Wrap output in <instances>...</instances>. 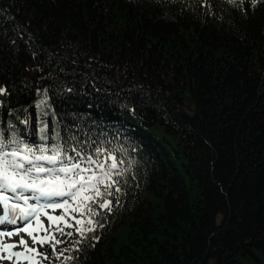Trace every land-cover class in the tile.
<instances>
[{"label":"trees","instance_id":"16d2710c","mask_svg":"<svg viewBox=\"0 0 264 264\" xmlns=\"http://www.w3.org/2000/svg\"><path fill=\"white\" fill-rule=\"evenodd\" d=\"M0 88L6 140L122 173L46 264H264V0H0Z\"/></svg>","mask_w":264,"mask_h":264},{"label":"snow or ice","instance_id":"6c2138e0","mask_svg":"<svg viewBox=\"0 0 264 264\" xmlns=\"http://www.w3.org/2000/svg\"><path fill=\"white\" fill-rule=\"evenodd\" d=\"M230 2L234 3L235 0H230ZM3 92L4 89L0 88V93ZM41 131L44 130L41 129ZM41 139L47 138L42 136ZM57 139L59 138L57 137ZM6 148L11 150L6 151ZM102 151L103 149L98 148L96 154L100 155ZM108 158L113 161L110 165L99 163L91 157L83 158L79 152L76 153V156H67L59 143L50 148L47 146L30 147L22 140L16 139L15 135L12 140H6L4 133L0 131V206L3 210L0 223L7 220L12 224H16L15 217L27 222L25 227L18 228L15 232H0V236L7 235L10 237L19 235L20 232H26L32 238V243L39 242L41 245L47 243L52 247L55 254L56 245L63 243V241L56 239L54 234L49 237L48 232L53 225H56L55 233H59L61 236H72V232H65L64 227L59 226L60 222H63L65 227H74L73 224H69L65 220V215L69 213V209L72 212H80L81 215H84L85 212L89 214L87 221L89 226L76 228L81 238L85 236L86 232L95 231L97 225L91 217L98 216L100 212L94 210L92 205H98L100 210L110 212L112 202L106 197L112 195L109 189L118 184V180L113 177L122 175L120 172H112V169L117 168L115 157L109 154ZM85 159L87 163L96 165L98 169L103 170L107 167L108 170L98 175L91 168H82L81 163ZM77 160L80 162H74ZM65 161L68 163H65ZM100 185H103L102 190ZM115 191L119 192L120 188L115 187ZM89 192L93 195H89ZM53 197H71L79 206L72 207L67 198L61 202H51ZM41 199L49 202L41 204ZM30 200H35L36 203H29ZM48 208L53 210L62 208L64 212L59 216H52L45 211ZM41 215L46 216L50 223L48 229L45 230V235L38 238L33 235L35 229L32 228L31 221L35 219L36 224L43 227L40 220ZM75 223L82 225L83 221L76 220ZM99 227H103V225L100 224ZM73 243L78 245L80 240ZM19 245L24 247L25 252H10L8 255H0V260H11L13 256L17 258L23 256L25 259L32 261V257L26 256L25 253L36 252V249L29 248L28 242L23 238L20 239ZM15 247L17 245L0 241V249H3L4 252H9L10 249ZM63 251H67V249L57 254V258L63 255ZM36 254L41 255L38 252ZM44 258L47 259V257Z\"/></svg>","mask_w":264,"mask_h":264},{"label":"rangeland","instance_id":"374dc122","mask_svg":"<svg viewBox=\"0 0 264 264\" xmlns=\"http://www.w3.org/2000/svg\"><path fill=\"white\" fill-rule=\"evenodd\" d=\"M39 104H42V103L39 101ZM42 107H46V104H42ZM9 195H11V194L9 193ZM29 195H30V193H29ZM63 198L64 199L67 198L69 200L70 204H71V202H73L71 197H63ZM52 201L53 200L51 199V202ZM48 202L49 201L45 200V199H41V201H40L41 204L48 203ZM29 203H36V201L35 200H30ZM59 209L60 208H57V209L53 210L51 208H48V209H45V211L49 215L58 216L59 215ZM2 214H3V210H2V207H0V215H2ZM10 218H12V217H10ZM40 220H41V223H42L43 227L38 226L36 224L35 219H32V221H31L32 228L35 229V231H33V235L37 236L38 238H42L43 237L42 234H43V231L45 229V224H49L50 223L48 221L47 217L44 216V215L40 216ZM23 224H27V222L24 220ZM12 226H15V224H10V222L6 223V224L0 223V232H8V231L15 232L14 230H12L15 227H12ZM21 238H23L25 241L28 242V247L29 248L36 249V252H38L40 254H41V250L45 252V249H44L43 245H41L39 242L32 243V238L30 236H28L26 232H20L19 235H12L10 237L5 235L3 237V239H1L0 241H3V242L8 243V244H15V245H17V247L20 250H25L22 245H19V241H20ZM45 244H47V243H45ZM15 248H13V249L16 250ZM0 252H1L0 255H8V254H10L9 252H4L3 249H0ZM36 252L30 253L31 257H32V261H29L28 259H25V258L18 260L17 257L13 256L11 260H8V259L0 260V264H34V262H35V264H45V262H44L45 255L44 254L37 255Z\"/></svg>","mask_w":264,"mask_h":264},{"label":"bare ground","instance_id":"6f19581e","mask_svg":"<svg viewBox=\"0 0 264 264\" xmlns=\"http://www.w3.org/2000/svg\"><path fill=\"white\" fill-rule=\"evenodd\" d=\"M3 215V214H2ZM2 215H0V216H2ZM16 218V220H17V223L15 224V226H12V227H15V228H13L12 230H14V231H16V229H18V228H22V227H25L26 226V224H23L24 223V220H21V219H19L18 217H15ZM2 223H4V224H6V223H9V221H4V222H2ZM10 224H12V223H10ZM3 237L4 236H0V240L1 239H3ZM16 250H15V252H25V250H20L18 247H16L15 248ZM1 253V252H0ZM25 255L26 256H31V254L30 253H25ZM24 257L22 256V257H20V258H17L18 260H20V259H23Z\"/></svg>","mask_w":264,"mask_h":264}]
</instances>
